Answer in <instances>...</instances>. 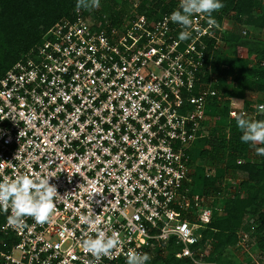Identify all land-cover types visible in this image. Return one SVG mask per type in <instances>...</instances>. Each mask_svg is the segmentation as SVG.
Here are the masks:
<instances>
[{
	"label": "built area",
	"instance_id": "built-area-1",
	"mask_svg": "<svg viewBox=\"0 0 264 264\" xmlns=\"http://www.w3.org/2000/svg\"><path fill=\"white\" fill-rule=\"evenodd\" d=\"M175 2L155 19L133 4L115 24L75 9L0 78V181L53 175L60 195L43 225L25 217L15 230L10 210H0V264H86L93 258L82 241L96 236L82 219L90 214L123 241L100 264L167 246L190 264H209L200 239L211 199L191 193L189 152L210 128L217 77L207 47L222 50L226 20L194 14L191 37L181 41L185 29L170 20L181 10ZM258 105L250 112L230 100L228 119H254Z\"/></svg>",
	"mask_w": 264,
	"mask_h": 264
},
{
	"label": "trees",
	"instance_id": "trees-1",
	"mask_svg": "<svg viewBox=\"0 0 264 264\" xmlns=\"http://www.w3.org/2000/svg\"><path fill=\"white\" fill-rule=\"evenodd\" d=\"M223 8L211 13L210 18L220 25L222 19L231 20L240 29L237 32L222 34L221 49H213L208 42L207 50H212L209 60L211 73L217 77L214 86L216 95L208 101L206 115L211 120L207 136L198 140L189 152L192 165L191 193L212 199L209 202L211 216L209 224L201 231L200 244L205 242L210 247V254L203 258L205 263L221 262L223 250L237 244V231L243 226L244 217L251 218L257 214L260 223L253 232V243L260 251H264V157L260 162L246 160V152L250 143L241 140L242 130L236 119H228L230 100H240L246 111H253L254 105H264V42L251 38V33L264 27V4L260 0H220ZM136 4V13L146 18H157L175 8V0H100L97 9H85L84 14L91 17L105 16L111 24L124 19ZM77 0H0V78L27 52L40 42L41 36L60 19H71L77 9ZM84 9V8H83ZM86 11V12H85ZM245 29V35H241ZM254 40V41H253ZM228 45L232 53L227 55L223 49ZM245 49V60H238L233 49ZM247 92L261 95L257 104H251L245 98ZM250 121L264 120V113L257 114ZM220 125L215 131L214 127ZM264 148V144H257ZM205 147V148H204ZM195 159L210 160L220 164V175H206L201 167L195 166ZM240 175L241 180L234 190L229 191L222 179L228 172ZM222 198V215L217 214V198ZM246 223V222H245ZM252 224L246 225V229ZM250 243H248L249 245ZM177 247L167 246L155 249L150 254L151 260L146 264H190L186 259L175 256ZM216 255V258L213 257ZM117 264H127L118 262ZM221 264V263H220ZM222 264H230L223 262ZM244 264H248L247 262Z\"/></svg>",
	"mask_w": 264,
	"mask_h": 264
},
{
	"label": "clouds",
	"instance_id": "clouds-1",
	"mask_svg": "<svg viewBox=\"0 0 264 264\" xmlns=\"http://www.w3.org/2000/svg\"><path fill=\"white\" fill-rule=\"evenodd\" d=\"M100 0H77V10L81 8H99ZM220 0H180V9L174 11L170 20L180 24L185 30L180 33L181 41L191 37L192 19L194 14H208L223 8ZM213 22L214 21H210ZM258 111L264 113V105L257 106ZM237 121V126L242 130L241 140L252 145L264 144V120L250 121L243 115L232 113ZM258 155H264V148L256 149ZM53 175L41 176L40 174L29 175L17 173L14 178L4 176L0 181V210L9 212L7 225L15 230H22L25 227V217H31L36 224L43 225L50 223L55 216V199L60 196L55 185L50 184ZM82 219L93 226L96 231L95 238L89 236L82 241V248L85 253L93 259L86 261V264H100L103 257L113 258L114 250L122 247L123 241L119 233L113 231L108 236L106 231L99 230L95 226L99 218L93 219L91 214ZM151 259L148 253L129 251L127 253V264H146Z\"/></svg>",
	"mask_w": 264,
	"mask_h": 264
},
{
	"label": "rangeland",
	"instance_id": "rangeland-1",
	"mask_svg": "<svg viewBox=\"0 0 264 264\" xmlns=\"http://www.w3.org/2000/svg\"><path fill=\"white\" fill-rule=\"evenodd\" d=\"M262 4H264V0H260V5ZM239 29H240V26H238L231 20H227L224 25V32H237V30ZM250 39H255L259 43L264 42V27L261 28V30H259L258 32L251 33ZM223 49L227 51V55L232 53V50L231 48H229L228 45L224 46ZM233 51H234L233 53L236 59L241 60V61L247 59L245 49L238 47L237 49H233ZM245 98L248 101H250L251 104H257L258 102H260L262 97L261 95H258L255 92H247L245 94ZM212 127H214V125ZM214 129L215 131H217V129H220V125L214 127ZM257 148H259L258 145H252L250 143V147L248 148L246 152V160L254 161L257 163L260 162L261 158L264 157V155H258L256 151ZM194 163H195V166L201 167L203 169V172L208 173L209 176L215 175V174L216 175L221 174V171L218 170V168H220L221 165L220 164L216 165L214 164V162H211L208 159L204 161L195 159ZM240 180H241L240 175H235L232 171H229L228 175H226L224 179H222V182L223 184H225V186L226 185L229 186L228 187L229 191H232L235 189V187L237 186ZM261 196H264V194H262ZM224 197L225 196L217 198L218 202L216 203L215 207L217 209V214L219 216L222 215L220 210L222 207V201H223L222 198ZM259 212L264 213L263 206L260 208ZM243 217H244L243 226L240 228L241 230L237 231V235L239 238L237 241V244L233 247H228L227 249L223 250V252L220 255V259H218L219 261H221L220 262L221 264L223 262H229L230 264H244L246 262L248 264H264V251H260L258 248L254 246L253 235H252L261 220L257 214L252 215L251 218L249 219H247V217L245 216ZM250 223L252 224L253 229L250 227L246 229L245 228L246 225L247 224L249 225ZM243 234L246 235V238H243L242 236ZM248 243L250 244L248 245ZM204 254H207V255L210 254L209 246L205 248ZM150 257L152 259L153 256L150 255ZM213 257L216 258V255H213ZM210 264H218V262L217 263L211 262Z\"/></svg>",
	"mask_w": 264,
	"mask_h": 264
}]
</instances>
